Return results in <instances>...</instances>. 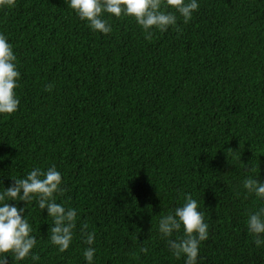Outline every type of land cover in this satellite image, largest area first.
Instances as JSON below:
<instances>
[{
    "label": "trees",
    "instance_id": "1",
    "mask_svg": "<svg viewBox=\"0 0 264 264\" xmlns=\"http://www.w3.org/2000/svg\"><path fill=\"white\" fill-rule=\"evenodd\" d=\"M197 2L188 23L165 6L177 24L151 40L133 17L106 12L112 31H94L68 0L0 8L21 74L18 110L0 114V192L55 165L66 189L55 200L77 211L61 253L37 199L8 201L25 210L39 260L0 259L88 264L87 223L92 264H185L159 221L190 193L209 225L197 264H264L247 227L264 199L243 186L264 183V0ZM182 236L183 227L171 238Z\"/></svg>",
    "mask_w": 264,
    "mask_h": 264
},
{
    "label": "clouds",
    "instance_id": "2",
    "mask_svg": "<svg viewBox=\"0 0 264 264\" xmlns=\"http://www.w3.org/2000/svg\"><path fill=\"white\" fill-rule=\"evenodd\" d=\"M69 6L75 10L81 20H86L90 28L108 34L112 31L108 20L103 18L106 12L117 18L122 16L133 17L144 32L145 38L152 39V29L161 32L167 31L169 26L177 24V15L174 12L163 10L165 6L175 9L182 17L184 23L192 19L198 10L197 0H68ZM16 0H0V8L14 7ZM16 55L8 38L0 33V114L11 115L18 110L19 99L15 89L18 87L20 72L17 70ZM51 83L45 86L51 91ZM11 187L0 192V255L12 253L15 260L21 261L32 256L39 260V255H33L32 250L37 245L36 238L31 235L33 229L23 215V208L8 203L10 200L31 203L37 199L41 210L47 209L48 216L53 218L49 229L50 241L58 247L59 252H65L73 240L76 228L77 211L74 208H65L55 200L56 193L63 194L66 189L61 187L62 174L53 165L47 170L32 169L26 178H13ZM2 182V181H0ZM249 194L255 193L258 198L264 199V183L251 177L243 182ZM22 193V194H21ZM185 203L177 207L173 213L162 216L159 221V232L167 237V243L176 258L186 257L185 264H197L199 245L208 239L209 225L205 222L204 214L198 210L199 205L192 195H185ZM183 227V236L172 239L174 232ZM247 227L253 234L255 244H264V207L255 213H250ZM88 224L84 223L81 232L85 243L89 247L84 251L88 264H92L96 249L91 247L95 242V232H88ZM152 230V229H151ZM141 251L147 252V248ZM0 264H8L7 256L0 259Z\"/></svg>",
    "mask_w": 264,
    "mask_h": 264
}]
</instances>
